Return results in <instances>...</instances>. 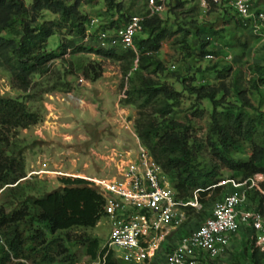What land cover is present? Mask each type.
Returning <instances> with one entry per match:
<instances>
[{
    "label": "rangeland",
    "instance_id": "rangeland-1",
    "mask_svg": "<svg viewBox=\"0 0 264 264\" xmlns=\"http://www.w3.org/2000/svg\"><path fill=\"white\" fill-rule=\"evenodd\" d=\"M23 2L30 10L32 0ZM64 2L67 6L74 4V0ZM178 2H182L183 7H178ZM78 12L80 16L72 17L65 27L56 29L49 38L45 51L59 55L49 63V73L32 76L27 92L13 86L9 73L0 63V97L22 102L40 117L35 126L5 132L8 141L2 145L4 151L8 156L21 158L25 164V178L17 187L16 197L10 198L12 206L19 210L23 202L31 197L40 198L60 190L63 178L114 175L115 171L105 169L114 157L113 148L123 144L127 149L136 150L133 134L137 136V120L140 117L144 120L155 118L160 122L163 118L155 109L171 104L173 111L165 119L189 127V144L194 147L196 167L216 171L221 181L218 185L222 186L215 200H212L213 194L204 199L206 206L202 220L196 219L195 215L190 216L188 224L175 239L177 243L180 237L202 225L217 202L239 191L236 186L241 182L240 174L232 173L214 160L207 143L214 110L220 113L232 107L236 113H246L258 119L260 124L253 141L257 144L264 142V33L259 35L252 28L240 25L231 10L225 14L213 8L212 12L204 13L193 0H167L162 20L163 26L172 35L162 42L160 51L153 54L154 60L163 68L155 73L143 74L159 85L168 86L180 97L177 102L159 97L140 113L125 102L129 88L127 78L133 74L136 65L126 77L129 59L104 57L95 50L105 51L115 47L121 54L125 48L102 40V34L113 36L123 27L126 18L147 17L150 14L148 1L115 0L113 5H109L108 0H81ZM83 17L87 21L82 20ZM59 20V14L48 10L41 11L35 18L30 11L3 36L19 40L25 23L38 27ZM72 23H82L85 37L70 26ZM147 37L148 34L142 31L137 35L136 42ZM70 44L83 46L85 50L74 53L73 48H67ZM65 47L67 49L63 54ZM202 52L208 53L203 55ZM229 68L231 70L227 72ZM220 72L224 73L223 77ZM98 74L99 78L94 80ZM200 88L217 91V107L211 100L199 97L197 90ZM252 147L251 143H246L235 153V158L248 160ZM59 172L61 175L57 174ZM260 177L257 184L264 181V176ZM251 195L248 190L247 206L256 209L257 202L251 200ZM2 203L3 200L0 201ZM110 232L111 225L106 218H102L94 228H72L55 236L63 239L69 253L82 256L85 250L74 242L79 236L87 234L104 246ZM52 237L48 235V239ZM80 264L89 263L82 259ZM157 264H165V260ZM204 264H254L247 232L240 230L232 237L225 253Z\"/></svg>",
    "mask_w": 264,
    "mask_h": 264
},
{
    "label": "trees",
    "instance_id": "trees-1",
    "mask_svg": "<svg viewBox=\"0 0 264 264\" xmlns=\"http://www.w3.org/2000/svg\"><path fill=\"white\" fill-rule=\"evenodd\" d=\"M64 1L32 0V6L28 10L23 0H0V63L9 73L16 89L27 92L32 84V76L49 73V63L58 57L57 53L45 51L49 38L55 34L56 29L65 27L72 17L80 16L78 7L81 0H74L71 6L65 5ZM108 1L109 5H113L115 0ZM193 1L198 4V0ZM260 3L264 4V0H260ZM177 5L183 7L184 4L178 2ZM212 9L209 12H212ZM43 10L59 14L60 20L43 23L38 27H31L30 23H25L22 28L23 35L19 40L3 36V33L14 29L16 21L22 16L31 11L35 18ZM228 10L230 9H224L223 12L227 14ZM233 17L243 26L235 14ZM131 18H126L123 27ZM82 20L87 21V18L83 17ZM116 25L120 28L118 24ZM70 26L85 37L86 30L82 23L79 25L72 23ZM142 31L146 32L148 37L136 42V36L134 48L124 49L121 54L115 47L105 51L95 50L104 57L129 59L128 67L125 69L126 77L136 65L133 74L127 78L129 88L126 91L125 102L134 106L140 113L159 97L175 102L180 97L179 93L168 86L159 85L143 74L162 70L163 66L154 60L153 54L160 51L162 42L172 33L163 26V20L158 15L145 17ZM67 48H73L74 53L85 50V47H75L73 44ZM67 48L63 49V54ZM207 53L202 52L203 55ZM230 70L229 68L227 72ZM219 75L223 77L224 73L220 72ZM98 78L99 74L93 79ZM262 81L264 82V79ZM223 89L227 91L224 86ZM197 93L199 97L211 100L215 107L218 106L215 89L206 91L200 88ZM238 93L241 95L240 91ZM243 99L245 100L244 97ZM231 108L220 113L214 110L207 143L212 158L232 173L240 174V183H243L256 175L264 176V142L257 144L253 141L260 121L246 113H236ZM155 111L163 118L162 121L159 122L155 118L144 120L140 117L136 122V134L142 146L170 178L178 200L187 201L199 191L200 201L206 206L204 199L208 195L213 194L211 197L215 200L221 192L222 186L218 185L221 182L218 179L219 174L214 170L196 167L194 147L189 144V127L167 122L165 119L173 111L171 104L161 105ZM39 121V114L29 111L24 103L0 97V201L3 200L0 204V264H80L82 259L90 263L97 258L100 249V243L96 238L82 234L74 241L85 250L81 256L78 253H69L63 239L55 236L72 228H94L103 218L105 200L96 189L90 187L89 182L79 178H63L61 179L63 188L40 198L31 197L23 202L19 210L13 208L10 201L11 197H16L17 187L25 178V164L21 158L8 156L4 151L2 145L8 141L5 132L18 128L28 129L37 125ZM246 143L252 144V155L246 161L236 159L235 153ZM250 193L251 200L257 202V208L254 210L264 216V181L249 190ZM188 214H193V211L188 209ZM203 216L204 211L195 214V218L199 220H202ZM181 230L182 228L170 237V245L167 246L166 252L171 250ZM49 234L53 236L51 239H48ZM251 244L253 263L264 264V251L256 245L255 240H251ZM106 264L121 263L109 256Z\"/></svg>",
    "mask_w": 264,
    "mask_h": 264
},
{
    "label": "built area",
    "instance_id": "built-area-1",
    "mask_svg": "<svg viewBox=\"0 0 264 264\" xmlns=\"http://www.w3.org/2000/svg\"><path fill=\"white\" fill-rule=\"evenodd\" d=\"M166 3L167 0H148V17L162 18ZM198 5L204 13L212 8L230 9L243 26L259 35L264 33V4L260 0H198ZM144 19L134 16L116 34H102L101 39L112 46L134 48V38L142 31ZM133 136L136 150L127 149L123 144L113 148L114 157L105 169L115 171L114 175L82 178L104 198L103 218L111 225L106 244H100L97 258L89 264H106L109 256L121 264H152L160 260H165V264H204L225 253L232 237L240 230L246 231L264 251V216L247 208V192L257 185L256 175L239 183L236 186L239 191L217 202L200 227L180 237L177 243L175 240L166 252L174 232L187 225L191 215L204 211L201 195L196 191L193 198L178 200L170 178L142 146L138 136L135 133ZM188 209L193 214L189 215Z\"/></svg>",
    "mask_w": 264,
    "mask_h": 264
},
{
    "label": "bare ground",
    "instance_id": "bare-ground-1",
    "mask_svg": "<svg viewBox=\"0 0 264 264\" xmlns=\"http://www.w3.org/2000/svg\"><path fill=\"white\" fill-rule=\"evenodd\" d=\"M81 104H83V103H81ZM258 177H260V175ZM260 178H262V176Z\"/></svg>",
    "mask_w": 264,
    "mask_h": 264
}]
</instances>
